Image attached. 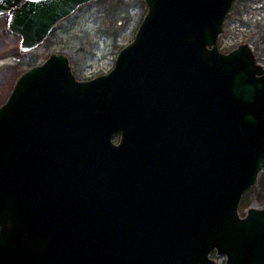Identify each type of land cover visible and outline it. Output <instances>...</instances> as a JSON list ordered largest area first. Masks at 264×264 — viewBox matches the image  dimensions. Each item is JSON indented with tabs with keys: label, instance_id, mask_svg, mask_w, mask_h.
<instances>
[{
	"label": "water",
	"instance_id": "1",
	"mask_svg": "<svg viewBox=\"0 0 264 264\" xmlns=\"http://www.w3.org/2000/svg\"><path fill=\"white\" fill-rule=\"evenodd\" d=\"M95 0H0L26 55ZM112 69L64 54L0 106V264H264V65L218 40L235 0H142ZM224 258L219 262L213 258Z\"/></svg>",
	"mask_w": 264,
	"mask_h": 264
},
{
	"label": "rangeland",
	"instance_id": "2",
	"mask_svg": "<svg viewBox=\"0 0 264 264\" xmlns=\"http://www.w3.org/2000/svg\"><path fill=\"white\" fill-rule=\"evenodd\" d=\"M145 13L142 0H95L57 24L44 42L26 55L19 52L21 38L7 31L8 16H0V106L6 102L21 73L41 65L52 54L66 55L79 81L108 73L119 50L133 39ZM233 20L226 18L218 40V48L223 53L241 43H249L243 41L244 30ZM249 199L247 208H264L254 195ZM246 209L240 202V215ZM212 257L224 262V258Z\"/></svg>",
	"mask_w": 264,
	"mask_h": 264
},
{
	"label": "trees",
	"instance_id": "3",
	"mask_svg": "<svg viewBox=\"0 0 264 264\" xmlns=\"http://www.w3.org/2000/svg\"><path fill=\"white\" fill-rule=\"evenodd\" d=\"M230 18L234 19L240 30H244L241 34L243 41L253 46L257 60L264 64V0H235L227 16V19ZM252 195L264 207V170L259 175L257 185L244 193L241 200L244 209Z\"/></svg>",
	"mask_w": 264,
	"mask_h": 264
}]
</instances>
